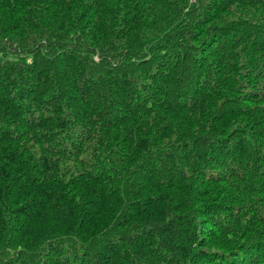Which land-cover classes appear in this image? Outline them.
Segmentation results:
<instances>
[{"label": "trees", "instance_id": "16d2710c", "mask_svg": "<svg viewBox=\"0 0 264 264\" xmlns=\"http://www.w3.org/2000/svg\"><path fill=\"white\" fill-rule=\"evenodd\" d=\"M0 264H264V0H0Z\"/></svg>", "mask_w": 264, "mask_h": 264}]
</instances>
